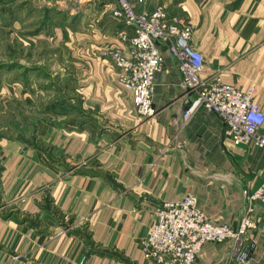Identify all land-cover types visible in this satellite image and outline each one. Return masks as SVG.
Here are the masks:
<instances>
[{"label": "crops", "instance_id": "obj_1", "mask_svg": "<svg viewBox=\"0 0 264 264\" xmlns=\"http://www.w3.org/2000/svg\"><path fill=\"white\" fill-rule=\"evenodd\" d=\"M34 1L42 14H66L67 0H0V26L6 11ZM129 1L137 11L163 6L187 20L193 45L206 59L204 76L252 89L264 111V0ZM117 5L91 0L82 6L78 26L54 27L74 60V71L65 70L74 86L61 90L73 96V106L42 119L39 149L4 146L0 184L10 210H0V264H153L138 242L163 203L192 193L210 222L237 230L246 214L243 192L264 184V149L233 146L218 116L201 110L181 128L186 105L174 58L165 56L156 75L158 115H138L108 55L114 49L128 53L120 35L132 33L113 17ZM13 25L18 28L17 19ZM175 136L182 150L175 148ZM251 219L253 264H264L263 202ZM233 251L232 241L207 243L197 264H237Z\"/></svg>", "mask_w": 264, "mask_h": 264}, {"label": "built area", "instance_id": "obj_2", "mask_svg": "<svg viewBox=\"0 0 264 264\" xmlns=\"http://www.w3.org/2000/svg\"><path fill=\"white\" fill-rule=\"evenodd\" d=\"M90 1L72 0L77 11ZM116 1L113 17L132 33L120 35L128 45V53L114 49L109 56L120 71L119 83L132 93L138 115L142 119L158 115L154 107L156 75L164 69L165 56H170L182 75L186 108L181 128H186L202 110L218 116L224 126L223 136L233 146L264 149V111L255 102L253 90L243 91L224 83L219 75L212 79L204 76L206 59L193 45V26L185 19L170 16L163 6L137 11L129 0ZM138 3L144 6L145 0ZM174 144L182 150L179 137H174ZM243 194L246 214L237 230L210 222L192 193L179 202L163 203L138 242L146 260L153 264H197L205 244L232 241L237 264H253L257 246L247 236L254 226L251 216L256 203H264V184L254 193L246 190Z\"/></svg>", "mask_w": 264, "mask_h": 264}, {"label": "rangeland", "instance_id": "obj_3", "mask_svg": "<svg viewBox=\"0 0 264 264\" xmlns=\"http://www.w3.org/2000/svg\"><path fill=\"white\" fill-rule=\"evenodd\" d=\"M35 3L27 9L21 6L10 10L13 14L6 11L8 16H3L0 26V67L15 66L0 69V179L6 166L4 146L16 142L39 149L42 119L58 118L61 106H73V96L61 90L74 86V78L65 77V70L74 71V60L69 45L55 38L54 27L78 26L81 10L77 11L72 0H67L66 8L71 14L67 9L66 14L54 10L42 14L33 9ZM15 19L17 29L13 25ZM1 188L0 184V210L8 214L10 207L4 206Z\"/></svg>", "mask_w": 264, "mask_h": 264}, {"label": "trees", "instance_id": "obj_4", "mask_svg": "<svg viewBox=\"0 0 264 264\" xmlns=\"http://www.w3.org/2000/svg\"><path fill=\"white\" fill-rule=\"evenodd\" d=\"M15 66H7V67H5V66H2V67H0V69H8V70H10V69H12V68H14ZM28 77V73L27 74H24V78H27Z\"/></svg>", "mask_w": 264, "mask_h": 264}]
</instances>
